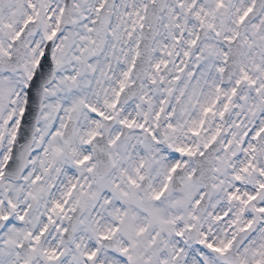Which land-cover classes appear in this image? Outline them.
Listing matches in <instances>:
<instances>
[{"label": "snow or ice", "instance_id": "snow-or-ice-1", "mask_svg": "<svg viewBox=\"0 0 264 264\" xmlns=\"http://www.w3.org/2000/svg\"><path fill=\"white\" fill-rule=\"evenodd\" d=\"M0 264H264V0H0Z\"/></svg>", "mask_w": 264, "mask_h": 264}]
</instances>
